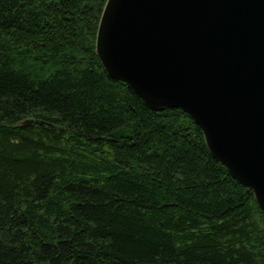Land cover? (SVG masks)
I'll return each instance as SVG.
<instances>
[{
    "label": "trees",
    "instance_id": "16d2710c",
    "mask_svg": "<svg viewBox=\"0 0 264 264\" xmlns=\"http://www.w3.org/2000/svg\"><path fill=\"white\" fill-rule=\"evenodd\" d=\"M107 1L0 0V264H264V211L192 117L103 67Z\"/></svg>",
    "mask_w": 264,
    "mask_h": 264
},
{
    "label": "water",
    "instance_id": "95a60500",
    "mask_svg": "<svg viewBox=\"0 0 264 264\" xmlns=\"http://www.w3.org/2000/svg\"><path fill=\"white\" fill-rule=\"evenodd\" d=\"M96 51L149 108L187 112L264 211V0H108Z\"/></svg>",
    "mask_w": 264,
    "mask_h": 264
}]
</instances>
